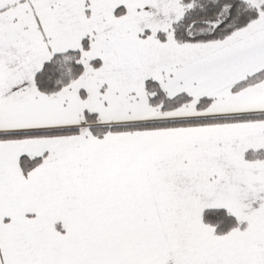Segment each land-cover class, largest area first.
<instances>
[{
  "label": "snow or ice",
  "instance_id": "obj_1",
  "mask_svg": "<svg viewBox=\"0 0 264 264\" xmlns=\"http://www.w3.org/2000/svg\"><path fill=\"white\" fill-rule=\"evenodd\" d=\"M0 264H264V0H0Z\"/></svg>",
  "mask_w": 264,
  "mask_h": 264
}]
</instances>
